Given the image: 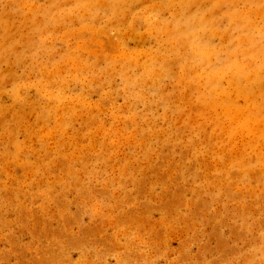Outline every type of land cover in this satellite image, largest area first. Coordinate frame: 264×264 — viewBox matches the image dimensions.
I'll return each instance as SVG.
<instances>
[{
  "label": "rangeland",
  "instance_id": "rangeland-1",
  "mask_svg": "<svg viewBox=\"0 0 264 264\" xmlns=\"http://www.w3.org/2000/svg\"><path fill=\"white\" fill-rule=\"evenodd\" d=\"M0 264H264V0H0Z\"/></svg>",
  "mask_w": 264,
  "mask_h": 264
}]
</instances>
